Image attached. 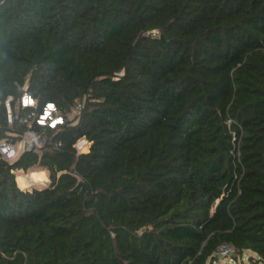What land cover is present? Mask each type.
Returning <instances> with one entry per match:
<instances>
[{
    "label": "trees",
    "instance_id": "trees-1",
    "mask_svg": "<svg viewBox=\"0 0 264 264\" xmlns=\"http://www.w3.org/2000/svg\"><path fill=\"white\" fill-rule=\"evenodd\" d=\"M47 101L84 105L0 153V264L264 262V0H0V143Z\"/></svg>",
    "mask_w": 264,
    "mask_h": 264
},
{
    "label": "built area",
    "instance_id": "built-area-1",
    "mask_svg": "<svg viewBox=\"0 0 264 264\" xmlns=\"http://www.w3.org/2000/svg\"><path fill=\"white\" fill-rule=\"evenodd\" d=\"M12 100L13 96H8L6 99L8 120L10 123H12L13 121V111L11 106ZM20 105L24 108H37L38 99L28 91H24L20 98ZM83 105V101H77L74 109L64 114L57 103H55L54 101H47L40 111H32L29 114L28 118H20V121L24 122L26 125V129L23 135L19 140L15 142H12L8 139H3L0 143V153L5 159L9 161H15L16 159H18L21 153L26 150H34L39 152L41 150L40 148L42 147V144L47 142L48 138L46 137V135H44V132L35 129L34 124L56 129L59 125L64 124L67 115L69 117L75 116L72 115V113L74 111L78 113ZM60 144L61 142L56 143V145ZM87 145L88 139L85 136L78 138L74 143V146L76 147L78 152L84 150ZM49 183L46 182V186H48ZM218 250L219 252L221 250H225V252H228L234 250V248L232 246L225 245L220 246Z\"/></svg>",
    "mask_w": 264,
    "mask_h": 264
},
{
    "label": "rangeland",
    "instance_id": "rangeland-1",
    "mask_svg": "<svg viewBox=\"0 0 264 264\" xmlns=\"http://www.w3.org/2000/svg\"><path fill=\"white\" fill-rule=\"evenodd\" d=\"M75 111L72 113V115H75ZM45 171L46 176L48 177V180L46 181L47 183H49L50 177H49V172L47 169L44 168H40V167H32L29 168L28 170H23V169H16L15 173H16V179L17 176L19 174H23L24 176H26L30 182V173L34 172V171ZM46 182L44 184L42 183H36L34 182V184L30 185L27 188L24 189H32L33 187H45L47 184ZM18 183V181H17ZM19 185V183H18ZM20 186V185H19ZM21 187V186H20ZM22 188V187H21ZM209 264H264V262L259 261L257 259V255L251 251V250H245L243 253L239 254L236 251L232 250V251H228L225 252V250H221L218 254V257L215 261H211Z\"/></svg>",
    "mask_w": 264,
    "mask_h": 264
},
{
    "label": "bare ground",
    "instance_id": "bare-ground-1",
    "mask_svg": "<svg viewBox=\"0 0 264 264\" xmlns=\"http://www.w3.org/2000/svg\"><path fill=\"white\" fill-rule=\"evenodd\" d=\"M29 176L30 182L28 181L29 179L23 174H19L17 176V181L21 187H29L30 185L34 184V182L44 184L48 180L45 171L42 170L31 172Z\"/></svg>",
    "mask_w": 264,
    "mask_h": 264
},
{
    "label": "crops",
    "instance_id": "crops-1",
    "mask_svg": "<svg viewBox=\"0 0 264 264\" xmlns=\"http://www.w3.org/2000/svg\"><path fill=\"white\" fill-rule=\"evenodd\" d=\"M18 170V169H17ZM23 188V187H22ZM24 188H27V187H24Z\"/></svg>",
    "mask_w": 264,
    "mask_h": 264
},
{
    "label": "water",
    "instance_id": "water-1",
    "mask_svg": "<svg viewBox=\"0 0 264 264\" xmlns=\"http://www.w3.org/2000/svg\"><path fill=\"white\" fill-rule=\"evenodd\" d=\"M39 152H41V150Z\"/></svg>",
    "mask_w": 264,
    "mask_h": 264
}]
</instances>
